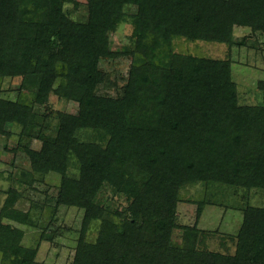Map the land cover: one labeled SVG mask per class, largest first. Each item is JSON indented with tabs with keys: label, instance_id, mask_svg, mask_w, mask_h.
<instances>
[{
	"label": "trees",
	"instance_id": "1",
	"mask_svg": "<svg viewBox=\"0 0 264 264\" xmlns=\"http://www.w3.org/2000/svg\"><path fill=\"white\" fill-rule=\"evenodd\" d=\"M195 1L87 0L89 22L77 24L63 14L65 0H0V76H23L38 104L58 79L60 90L84 94L56 139L41 132L42 148L26 149L34 173L62 175L58 205L85 211L73 264H264L262 207L244 209L234 255L200 251L193 228L183 227V242L173 238L186 187L264 192V82L262 104L240 107L229 62L175 52L176 41L228 42L238 25L264 35V0H234L240 8L223 3L230 0ZM127 22L135 27V50L114 53L109 35ZM122 57L132 61L125 84L116 95H99L109 81L101 64ZM36 118L0 101V133L17 121L22 139L32 140ZM107 184L134 198L130 220L97 202ZM15 203L7 199L0 221H23ZM93 228L98 235L89 242ZM21 237L1 226L0 242L9 245L3 264H43L36 250L20 246Z\"/></svg>",
	"mask_w": 264,
	"mask_h": 264
},
{
	"label": "rangeland",
	"instance_id": "2",
	"mask_svg": "<svg viewBox=\"0 0 264 264\" xmlns=\"http://www.w3.org/2000/svg\"><path fill=\"white\" fill-rule=\"evenodd\" d=\"M63 14L68 15L77 24H87L90 14L87 0H65ZM196 0L195 3H204ZM224 4H233L240 8L241 3L230 0ZM248 7L246 6L245 10ZM254 8V7H253ZM48 9L43 18L47 19ZM134 25L127 22L119 25L117 31L110 33V46L115 53L135 50ZM175 52L192 54L204 59L229 62L231 77L236 83V103L240 107H259L263 101L264 82V35L255 33L251 26H235L230 41L196 42L176 41ZM132 61L127 57L118 58L109 64H101L109 81L98 87L99 95H116L125 84ZM112 65L114 68H112ZM61 79L55 81L52 93L46 103L36 102L35 90L23 76H0V101L15 103L31 110L39 126L31 130L32 140L22 139L24 125L17 121L8 122L4 133H0V215L5 209L7 199L16 197L13 210L22 214V220L16 221L2 217V225L14 231L22 232L20 246L36 250L35 261L43 264H73L81 238L85 211L66 205H58L62 175L56 172L48 174L34 173L33 165L26 154L27 148L40 150L44 141L36 137L41 132L49 139H56L63 116L77 115L83 93H73L68 88L60 90ZM86 132L79 138L86 141ZM90 135V134H88ZM23 140V141H22ZM71 169V167H70ZM73 172H78L77 168ZM128 177V176H127ZM110 185H105L96 200L109 208L119 220L133 217L131 206L134 198L119 194ZM207 196V199L204 198ZM182 201L176 209L177 225L173 233L175 241L183 242V227L193 228L197 232L196 244L200 251L234 255L237 238L243 225L244 209L248 206L264 208V192L249 191L237 187L203 186L186 187L181 192ZM205 204L198 214L199 201ZM14 211V212H15ZM143 216L140 217L142 222ZM25 220V221H24ZM98 233L90 230L87 241L94 242ZM9 251L7 243L0 242V264ZM8 264V263H6Z\"/></svg>",
	"mask_w": 264,
	"mask_h": 264
}]
</instances>
